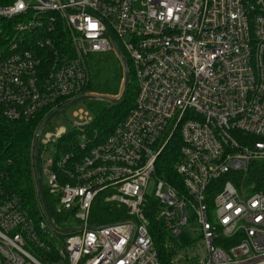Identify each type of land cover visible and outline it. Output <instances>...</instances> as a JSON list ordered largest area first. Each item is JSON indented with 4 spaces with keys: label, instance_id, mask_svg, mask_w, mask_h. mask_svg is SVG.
Masks as SVG:
<instances>
[{
    "label": "built area",
    "instance_id": "1",
    "mask_svg": "<svg viewBox=\"0 0 264 264\" xmlns=\"http://www.w3.org/2000/svg\"><path fill=\"white\" fill-rule=\"evenodd\" d=\"M0 16L18 20L0 49L4 118L48 116L85 95L90 57L120 58L111 34L137 86L134 106L108 135L90 131L94 116L80 108L69 125H47L40 136L44 192L64 225L49 220L41 198L44 218L33 219L4 188L0 165V264H163L150 199L169 264H264V191L250 181L264 162V0H15ZM176 135L181 186L157 173ZM98 199L128 218L90 225ZM190 224L203 254L170 236Z\"/></svg>",
    "mask_w": 264,
    "mask_h": 264
},
{
    "label": "trees",
    "instance_id": "2",
    "mask_svg": "<svg viewBox=\"0 0 264 264\" xmlns=\"http://www.w3.org/2000/svg\"><path fill=\"white\" fill-rule=\"evenodd\" d=\"M14 2L15 0H0V6L6 7ZM17 21V19H5L0 16V49L4 46L6 47V38L10 33H13L14 24ZM102 54L105 53L90 57L89 70L91 80L83 94H101L108 97L121 95L125 81L124 64L114 52H107L108 55L110 54L107 58H103ZM128 63L131 72L130 84L124 98L120 102L111 103L108 106L102 101L95 99L87 101L88 109L94 116L90 131L96 129L102 135H108L118 123L126 118L134 106L137 86L130 60H128ZM47 113L48 109L29 121H10L0 115V165L5 175L4 188L21 198L24 207L36 221L43 219L44 215L37 186L33 141L36 130L47 117ZM52 127L54 125L49 128ZM181 144L179 136H174L160 154L157 163L158 175L176 186L182 185V180L174 168L179 158ZM250 181L255 183L256 190L264 191V162L258 163L252 169ZM214 194L215 191L212 186L208 190L209 201H212ZM45 195L55 222L58 225H64L66 219L55 213L53 198L46 190ZM158 209V202L150 199L146 207V216L149 219V230L158 250L160 260L163 264H169L172 252L168 251L165 245L167 232L156 218ZM126 218H128V214L125 208H119L98 199L92 207L90 225L96 226Z\"/></svg>",
    "mask_w": 264,
    "mask_h": 264
},
{
    "label": "water",
    "instance_id": "3",
    "mask_svg": "<svg viewBox=\"0 0 264 264\" xmlns=\"http://www.w3.org/2000/svg\"><path fill=\"white\" fill-rule=\"evenodd\" d=\"M112 36V40L113 42L115 43V46H116V49L120 55V58L124 64V67H125V81H124V86H123V90H122V93L119 97H108V96H101V95H94V94H85V95H81L77 98H75L74 100L68 102L67 104L61 106L60 108L56 109L55 111H53L52 113H50L47 118L45 119L44 123L42 124L40 130H39V133L35 139V143H34V159H35V164H36V173H37V182H38V188H39V193H40V198H41V201H42V204L44 206V209H45V212L49 218L50 221H52V213H51V210L49 208V205H48V201H47V198H46V195H45V192H44V188H43V183H42V175H41V165H40V156H39V148H38V142H39V138L40 136L42 135V133L44 132L45 130V127L48 125V123L54 118L56 117L57 115H59L62 111H64L66 108L74 105V104H77L81 101H84V100H90V99H102V100H108L112 103H118L120 102L126 92H127V89H128V86L130 84V77H131V74H130V68H129V63L127 61V59L125 58L124 54L122 53L121 49L118 47V45L116 44L115 42V39L113 37V35L111 34ZM71 228H63V229H60L62 231H68L70 230Z\"/></svg>",
    "mask_w": 264,
    "mask_h": 264
},
{
    "label": "rangeland",
    "instance_id": "4",
    "mask_svg": "<svg viewBox=\"0 0 264 264\" xmlns=\"http://www.w3.org/2000/svg\"><path fill=\"white\" fill-rule=\"evenodd\" d=\"M102 55H103L102 56L103 58H107V57H109L110 54L108 55L107 53H105ZM101 96H104V95H101ZM119 96H120V94L118 96H113V97H119ZM95 100L102 101L104 104H106L108 106L112 103L108 100H102V99H95ZM87 101L88 100H84L83 102L81 101L76 105H73V106L66 108L59 115L54 117L52 119V121H50L49 127L52 125H59V124L69 125L73 121V113L74 112H76L80 108L85 109V110L88 109ZM47 154H49V152H47ZM154 190H155V181L153 179L149 185L148 193L150 195H153ZM189 228H191V229L184 230L183 233L179 236H175L172 233H170V236H173L176 240L183 241L185 243H195L197 252L200 254H203L204 250L202 248H198V247H202L203 243H202L201 238H200L199 230L195 229V228H197V225L196 224H190Z\"/></svg>",
    "mask_w": 264,
    "mask_h": 264
}]
</instances>
